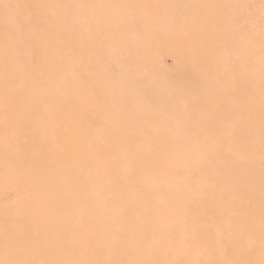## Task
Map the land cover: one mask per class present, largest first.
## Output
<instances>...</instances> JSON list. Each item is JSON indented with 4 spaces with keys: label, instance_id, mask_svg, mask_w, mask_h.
Instances as JSON below:
<instances>
[{
    "label": "rangeland",
    "instance_id": "obj_1",
    "mask_svg": "<svg viewBox=\"0 0 264 264\" xmlns=\"http://www.w3.org/2000/svg\"><path fill=\"white\" fill-rule=\"evenodd\" d=\"M263 209L264 0H0V264H264Z\"/></svg>",
    "mask_w": 264,
    "mask_h": 264
},
{
    "label": "bare ground",
    "instance_id": "obj_2",
    "mask_svg": "<svg viewBox=\"0 0 264 264\" xmlns=\"http://www.w3.org/2000/svg\"><path fill=\"white\" fill-rule=\"evenodd\" d=\"M46 145V144H45ZM36 152V151H35ZM228 179V178H227ZM224 182V181H223ZM228 190V189H227ZM264 210V209H263ZM247 215V214H246ZM238 217V216H237ZM259 218V217H258ZM260 219V218H259ZM241 221V220H240ZM37 231V230H36ZM38 233V232H37ZM209 235V234H208ZM207 236V235H206ZM208 243V242H207ZM60 254V253H59ZM60 256V255H59ZM62 257V255H61Z\"/></svg>",
    "mask_w": 264,
    "mask_h": 264
}]
</instances>
